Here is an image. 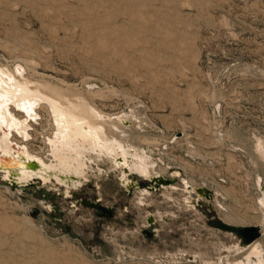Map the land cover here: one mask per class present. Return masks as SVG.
<instances>
[{
  "label": "rangeland",
  "instance_id": "rangeland-1",
  "mask_svg": "<svg viewBox=\"0 0 264 264\" xmlns=\"http://www.w3.org/2000/svg\"><path fill=\"white\" fill-rule=\"evenodd\" d=\"M14 63L112 117L135 110L132 140L152 150L154 176L172 180H154L138 204L148 182L118 158L65 177L76 186L19 188L0 172L2 264H229L243 255L229 251L238 240L218 225L219 207L263 222L264 165L251 157L264 138V0H0V64ZM37 112L25 146L44 157L51 128L46 109ZM181 192L189 204L179 206ZM93 200L112 213H96ZM257 238L264 244V231Z\"/></svg>",
  "mask_w": 264,
  "mask_h": 264
},
{
  "label": "bare ground",
  "instance_id": "bare-ground-1",
  "mask_svg": "<svg viewBox=\"0 0 264 264\" xmlns=\"http://www.w3.org/2000/svg\"><path fill=\"white\" fill-rule=\"evenodd\" d=\"M39 107L46 109L51 128L50 135L45 138L48 149L44 157L32 154L25 146L26 139L30 135L31 120H37L39 117L37 112ZM135 114V110L133 112L129 110L128 112L120 113L121 116L112 117L97 108L83 93H66L51 82L31 79L20 63H14L12 68L0 64V153H12L18 157L17 155L21 153V149L15 147V144L17 146L21 145L26 158H37L46 167V170H53L56 180L63 182L66 180L68 186H76L79 182L78 179H75L77 181H70L69 179L75 176V178L83 177L86 172L90 169L92 170V160L101 158L102 160H109L111 165H113L112 161L116 159V155H122L123 152L131 155L133 161L138 160L139 162L131 164L130 170L140 173L143 177H151L159 173L155 170L152 162L153 158H150L151 154H153L152 150H148V152L147 150L146 152L140 151L138 148L140 144L137 142L136 144L131 137L132 134H137V130L132 126V123L130 125L125 124L130 122L127 117L133 118ZM124 120H127V122ZM18 135L19 139L23 140V143L19 144L13 140ZM254 141L255 152H253L251 158L253 161L261 160L260 162L264 165V138L257 136ZM187 143L189 144V142ZM131 146L135 147L136 150L131 149ZM130 151H133V153H130ZM144 152L147 153L148 157L145 156ZM187 152L193 155L191 146L187 145ZM8 173V170H4L1 175L6 177ZM33 173L38 174L43 183L50 180V175L26 169L21 170L18 179L26 180ZM59 174L70 178L61 180ZM191 182L193 183L194 181L191 180ZM73 183L76 184L74 185ZM255 184L260 189L259 181ZM68 186H65L64 192L69 191ZM219 187L221 189V186ZM222 190L227 193L226 188ZM145 192L140 191L137 193L138 204L145 201ZM163 194L171 197V194H168L165 189ZM180 194L184 203L189 204V198L185 197L184 192ZM255 200L256 207L264 214V196L260 197L257 195ZM219 209L223 210L226 221L244 223L228 206L224 205L222 208L219 207ZM261 221L263 222L257 224L264 231V218ZM236 246L237 248L229 251H240L242 250L241 248L245 250L242 256L227 257L229 264H264V244L260 239L256 238L248 245L238 242ZM216 247L217 254H220L222 247L219 244H216ZM1 254L3 255V253ZM199 256L204 261L205 257L202 254H199ZM219 258L221 256H218ZM4 262L6 263V261ZM2 263L1 261L0 264Z\"/></svg>",
  "mask_w": 264,
  "mask_h": 264
},
{
  "label": "water",
  "instance_id": "water-1",
  "mask_svg": "<svg viewBox=\"0 0 264 264\" xmlns=\"http://www.w3.org/2000/svg\"><path fill=\"white\" fill-rule=\"evenodd\" d=\"M15 145V147L21 149V153H18L17 155L18 157L14 156L12 153H0V171H9L8 175L2 178L7 179L9 183H12L19 188H24L26 185L30 184L41 183V177L36 173H33V175L26 178V180H19L18 176L21 174V170L26 169L38 173L43 172L45 173V175H50V179L56 180L55 173H53L52 169L46 170V167L35 157L26 158L25 154L22 151V146H17V144ZM116 158L121 160V156H117ZM25 163L26 165H24ZM65 177L66 176H64L63 174H59V178L61 180ZM154 180L158 182H166L169 179H165L162 176L158 175L147 178L148 182H153ZM218 225L223 229L229 230L233 234H235L237 236L238 242L243 245H248L254 239L261 235V227L257 223H234L219 219Z\"/></svg>",
  "mask_w": 264,
  "mask_h": 264
},
{
  "label": "flooded vegetation",
  "instance_id": "flooded-vegetation-1",
  "mask_svg": "<svg viewBox=\"0 0 264 264\" xmlns=\"http://www.w3.org/2000/svg\"><path fill=\"white\" fill-rule=\"evenodd\" d=\"M130 124H131V121L129 122ZM129 124V125H130ZM138 148H139V150L141 151H145L146 152V149H144L143 147H141V146H138ZM131 149H135V147H133V146H131ZM136 150V149H135ZM144 152V153H145ZM130 153H133V151H130ZM146 154V153H145ZM118 156H121V155H118ZM146 157H148V155L146 154L145 155ZM150 156V155H149ZM117 157V156H116ZM119 160V159H118ZM121 160H122V163H126V165L128 166V168L130 167V165L132 164H135V163H139L138 162V160H134L133 161V159H131V155H128V154H124V157L123 156H121ZM121 163V161L119 162V163H117V164H120ZM86 165H87V163H86ZM157 165V164H156ZM160 165V164H159ZM155 169H157L156 168V166H155ZM130 170V169H129ZM158 172H160V171H158ZM154 176V175H153ZM155 176H157V175H155ZM147 178H149V177H145V180L147 181ZM71 179H74V178H71ZM170 181L172 180V179H169ZM168 180V181H169ZM129 182V181H128ZM148 182V181H147ZM165 183V182H164ZM185 183H187L186 181H183L182 182V184H183V186H184V184ZM155 185H157V182L156 181H153V182H148L147 184H146V186H144L145 188H143V190H141V191H147V189L148 188H153V186H155ZM264 186V185H263ZM147 188V189H146ZM165 189H169L170 191H172V187H166ZM172 194H173V191H172ZM187 196V195H186ZM259 196L260 197H262V196H264V192H259ZM182 201H183V199H182ZM189 202H190V200H189ZM88 203H90V205H92L93 207H95L96 208V213H98L99 215H109L110 213H112V209L110 208V206H106V205H103L102 203H99L98 201H96V200H93V201H88ZM181 203L182 204H184V201L183 202H178V204H179V206H181Z\"/></svg>",
  "mask_w": 264,
  "mask_h": 264
}]
</instances>
